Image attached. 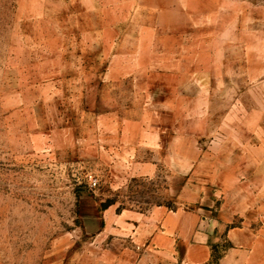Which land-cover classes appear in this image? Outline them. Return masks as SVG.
<instances>
[{
    "label": "rangeland",
    "instance_id": "1",
    "mask_svg": "<svg viewBox=\"0 0 264 264\" xmlns=\"http://www.w3.org/2000/svg\"><path fill=\"white\" fill-rule=\"evenodd\" d=\"M108 202L264 264V0H0V264H111Z\"/></svg>",
    "mask_w": 264,
    "mask_h": 264
},
{
    "label": "crops",
    "instance_id": "2",
    "mask_svg": "<svg viewBox=\"0 0 264 264\" xmlns=\"http://www.w3.org/2000/svg\"><path fill=\"white\" fill-rule=\"evenodd\" d=\"M100 216L88 217L85 224L94 226L98 239L112 238L115 259L111 264H210L213 231L203 224L209 221L193 212H168L162 207L150 215H129L110 206ZM89 223V224H88ZM104 238V237H103ZM231 247L217 264H261L250 248L252 238L237 227L227 231ZM111 244V243H110ZM183 245L182 254L178 246ZM130 246V247H129Z\"/></svg>",
    "mask_w": 264,
    "mask_h": 264
},
{
    "label": "trees",
    "instance_id": "3",
    "mask_svg": "<svg viewBox=\"0 0 264 264\" xmlns=\"http://www.w3.org/2000/svg\"><path fill=\"white\" fill-rule=\"evenodd\" d=\"M111 204H113L112 202H108V203H102L101 204V209H106V208H108ZM118 211H120V209H118ZM214 252V251H213ZM212 258H213V261L214 262H218L219 261V259L221 258V255H219V256H216L214 253L212 254Z\"/></svg>",
    "mask_w": 264,
    "mask_h": 264
}]
</instances>
